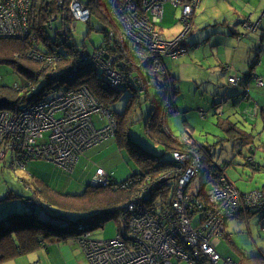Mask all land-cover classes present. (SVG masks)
<instances>
[{"label": "built area", "instance_id": "obj_1", "mask_svg": "<svg viewBox=\"0 0 264 264\" xmlns=\"http://www.w3.org/2000/svg\"><path fill=\"white\" fill-rule=\"evenodd\" d=\"M108 1L121 26L117 34L112 33L110 37H114L124 62L114 65V61L109 63V57L106 62L102 48H96L85 60L113 89L126 88L125 80L136 73L155 77L145 85L138 81L141 91L146 87L159 89L164 85L162 76L165 75L159 63L165 59L176 60L186 53L181 42L189 33L191 18L201 0ZM35 2L0 0V38L29 36ZM67 3L60 14L69 16V27L63 24L57 29L62 41L74 31L77 22H84L89 16L84 0ZM165 4L176 10L177 20L184 27L171 39L164 38L156 28V24L162 22ZM247 26L245 23L244 27ZM35 54L31 52L29 56L39 60ZM256 82L262 86L260 79L256 78ZM229 83L235 84L236 80L229 79ZM94 114L104 122L103 127L95 128ZM49 122L58 126L60 132H55L51 126L48 128ZM114 127L112 113L100 107L86 89L51 90L45 98L22 106L17 113L0 111V159L11 155L12 170L22 169L32 159H41L70 172L78 156L112 136ZM173 158L181 166L167 173L177 185L170 207L155 212L137 203L121 217L114 239L87 241L89 234L81 237L77 243L89 264H242L222 257L216 251V243L224 237L226 223L240 213L259 215L264 233V195L258 190L240 193L222 173H218L216 184L209 185L207 190L200 186L190 191L191 182L202 172L199 157L195 153L178 152ZM247 162L255 167L253 158H248ZM110 178L109 173L100 169L90 186H105ZM207 179L211 177L206 175L205 182ZM23 203L34 208V197Z\"/></svg>", "mask_w": 264, "mask_h": 264}, {"label": "trees", "instance_id": "obj_2", "mask_svg": "<svg viewBox=\"0 0 264 264\" xmlns=\"http://www.w3.org/2000/svg\"><path fill=\"white\" fill-rule=\"evenodd\" d=\"M68 1L63 0L59 6L61 0H36L29 21V36L0 38V65L10 66L27 82L20 89L0 87V111L17 113L22 106L45 98L51 90L65 92L86 89L100 107L112 113L115 119L112 137L116 139L120 148L125 150L129 160L134 163L135 169L122 182L114 181L111 176L107 185H88L80 194H61L44 186L32 195L35 200L34 208L23 207V210L19 208L10 210L7 214L2 213L4 216L2 218L0 216V264L50 244L66 243L68 239L78 241L86 234L91 237L93 230L102 229L108 221L114 220L120 224L121 217L137 203L151 207L155 212L168 209L177 185L174 178L168 177L167 173L181 166L174 160V153H195L199 157L203 173L207 172L206 175L211 177L201 185L204 188L207 185L216 184L215 177L217 178L218 173L225 175V169L231 165V163H224L225 169H220L213 163L215 154L211 145L197 142L190 136V131H184L185 134L182 137H173L167 123L176 113L174 95L167 82L164 87L159 86V89L146 87L141 91V86L137 82L141 81L145 85L150 77L136 73L133 74V78L127 79L126 88L113 89L103 79L101 73L85 60V53L89 51L85 52L83 44L76 42L73 38L74 31L70 33L71 35L68 33L69 37L62 41L57 29L63 24H68L69 27V16L60 14L61 10L66 8ZM84 2L92 11L93 25L87 23V35L90 32L104 34L102 42L97 47L90 46L89 50L102 48L110 58L109 63L124 62L114 37H110L112 33L117 34L121 26L117 24L118 18L110 10L109 1L87 0ZM191 21L189 33L181 42L186 51L184 55L189 48L185 41L192 32ZM256 30L260 28L253 30L252 33ZM247 31L251 32V30ZM191 47L194 48L195 45ZM261 50L264 51V49ZM31 52L36 53L35 55L40 59L34 61L29 56ZM258 61L259 56H256L249 64L250 69L255 67ZM159 64L165 71L164 61ZM254 76L253 73L250 74L251 78ZM235 80L236 83L231 85L237 87L240 80ZM248 80L245 83H248ZM248 87L249 85L247 89ZM126 91L130 93L127 92L128 95L123 98ZM248 92L246 90L245 93ZM239 97L240 95L229 100L236 102ZM145 101H149L147 110ZM164 111H166L165 116ZM200 112L204 113V111ZM202 113L201 117H204L205 113L203 115ZM137 124L142 126L143 137H147L161 148L160 153L146 148L131 136L132 128ZM103 125L104 122L102 127ZM95 128L101 127L98 128L95 125ZM224 129L227 134H230L225 142H230L231 152L240 144L241 149L238 154L241 155L242 148L246 147L244 166L253 171H259V167L255 164V167H252L251 163L247 162L248 158L254 159L255 154L251 135L240 130L235 124H226ZM165 155L170 157L163 159ZM27 163L21 170L25 169ZM12 171L15 172V170ZM26 187L30 189L31 183L26 184ZM30 190L34 191L33 188ZM189 190L193 191L192 186ZM258 191L264 195V186ZM12 198H20L21 202L31 199V197H19L11 193L5 196L4 201ZM91 240V238L87 239V241ZM247 261L252 262L250 264H264V254L261 253Z\"/></svg>", "mask_w": 264, "mask_h": 264}, {"label": "rangeland", "instance_id": "obj_3", "mask_svg": "<svg viewBox=\"0 0 264 264\" xmlns=\"http://www.w3.org/2000/svg\"><path fill=\"white\" fill-rule=\"evenodd\" d=\"M243 2L245 1L201 0L192 16V32L185 41V44L189 47L187 54L178 58L176 61L165 59L164 62L166 63L167 69L177 78V87L180 89L181 94L177 100L180 112H183L185 116H188L186 119L188 122L190 119L195 121L193 129H190V136L201 144L211 145L215 154L212 159L213 163L220 167V169H225V164L231 163L230 167L226 169V176L232 184H235H233L234 187H238L239 190L251 189L252 191H255V189H261L264 186V124L261 121V118L258 119L257 116L256 121H254V110L256 112L258 111V113L261 110H264V85L259 86L254 79L250 84V92L245 93V100H243L240 96L237 103L233 104L230 100V104L227 105V109L232 108L233 112L238 113L230 115L229 119L239 120L240 124L235 125L240 130L242 129L253 136L251 144L256 150L254 160L260 166L259 172H253L249 167L244 166V155L247 154V150L245 149L246 147L242 148L243 150L241 155L238 154L239 149H241L240 144H238L231 152L230 142H225V139H229L230 137V134H227L224 129L226 126L225 120L223 118H219V116L213 111H208L210 109L209 107L213 104V100H216L218 103L221 101L223 93L230 91L231 89H235L236 86H232L228 83V79L230 77L234 79L238 78L239 80V75L240 77H243L247 74V71L250 69L249 64L256 56H259V61H261L264 56V51L261 50L264 49V41H258L255 45H252L251 42L250 47L246 44L243 45V47H240V49L238 48L240 53H238L236 61L232 60V64L222 62L223 50L228 51V49L232 47L230 43H232L234 48H236V40L234 36H231V31H229V28L225 27V25H229L230 28L233 29L235 24H239V22L245 18V15L241 13L242 7L246 4ZM88 10V18L84 22L76 23V29H74L73 37L76 39L77 43L83 44L85 52L87 50L89 51L88 53H85L86 57L92 55L93 52L96 51L94 48H91L92 51H90V46L97 47L102 42L104 37L103 33L96 32H90L87 35V23H90V25L92 24V11L90 9ZM156 28L160 30L166 39L176 37L183 31L182 23H180L176 18V10L172 8L170 4L164 5L162 22L156 24ZM242 28V25L239 24L236 31L242 33L240 31ZM247 28L253 31L257 29L258 26L249 24ZM263 32L264 20L263 30L260 32L259 30H256L255 35L259 34L260 37L264 38ZM219 34H221V36ZM84 38L86 39L84 40ZM194 42L199 45L197 48L191 47V44ZM247 47L252 49V51L245 53L242 58L241 54ZM247 55L250 59L248 63L246 62ZM105 60L107 62L108 56ZM115 64L116 62H114V65ZM110 69H112V65ZM260 71L263 74H260L259 77L264 83V61L262 62ZM229 73L232 74L228 75ZM165 77V75L162 76L164 84L165 82H168V79ZM151 81H153V79ZM26 83L27 82L23 80L10 66L0 65V87L5 86L8 88L14 87V89H20V87H24ZM127 92L130 93V91H126L122 96L123 98L128 95ZM144 104H146L147 110L149 101H145ZM238 104H241L239 110L237 109ZM184 106H187V108L193 111L186 113L185 111L187 108L185 109ZM217 107L220 106H213L214 109ZM249 108L252 109L249 110ZM199 110H207V118L200 117ZM240 111L241 114H239ZM165 114L166 111L163 112L164 116ZM96 117L98 119L100 118L99 115L94 114L93 118L95 119L93 122L95 125L97 120ZM258 122L259 129H252L253 126L256 127V125H258ZM50 123L51 122L48 123V128L51 126L52 128H55V132H60V128L58 126H54L52 124L50 125ZM167 124L173 137H182V135L185 134L181 127L184 125L182 119L175 120V118H171ZM97 126L100 127L101 124L98 123ZM242 126H244L245 129H243ZM139 129L142 131V126L138 124L134 126L131 131V136L138 140V142L146 148L160 153L161 148L155 145L154 142L150 141L147 137H143V135L139 132ZM219 141L222 142L219 143ZM169 157L170 155H165L163 159H168ZM10 161V155L0 161L1 218L4 216L2 213L5 212L6 206H9V208L17 206L23 210L21 205L22 199L12 198L4 201L7 194L13 193L16 196L24 198L29 196V193L26 191V184L31 183V179L27 176L28 169L25 168L22 171L21 169H16L15 172H13L9 167ZM31 162L37 164L36 162L45 161L30 160L28 163ZM206 173H203L202 171L199 176L191 182V186L194 190H198L200 186L205 183ZM240 176L242 178H240ZM239 179L241 181H238ZM56 184L61 185L62 182L60 180H56ZM208 188L209 185H207L204 190H207ZM29 197H31V195ZM7 213L8 211H6V214ZM238 215L241 217L238 216L237 219L229 223L224 234L225 237L226 234H229V237L226 239L221 238V244L219 243L217 246V252L223 257H230L234 260L254 258L257 256V253L264 252V233L261 232L262 219L259 215H253L251 213H240ZM119 228V222L114 220L108 221L104 224L102 229L99 228L93 230L90 238L95 241H108L114 239ZM240 253L242 255H240Z\"/></svg>", "mask_w": 264, "mask_h": 264}, {"label": "crops", "instance_id": "obj_4", "mask_svg": "<svg viewBox=\"0 0 264 264\" xmlns=\"http://www.w3.org/2000/svg\"><path fill=\"white\" fill-rule=\"evenodd\" d=\"M244 1L245 2H243V3H246V4H244V6L242 7L241 13L243 15H245V18H243V20L239 22V24H241L243 27L242 30H240L242 33L236 31L237 26L239 24H235L233 26V29H235V30L231 29L229 25H227V26L225 25V27L229 28V31H231V34H232L231 36H234V38L236 40L235 45H236L237 49L234 48V45L232 43H230V45L232 47L230 49H228V51L223 50L222 62H224V63H231L232 64V60L236 61V59H237L236 57H237L238 53H240L238 48L240 49V47H243V45L248 44V46L250 47L251 42H252V45L253 44L255 45L258 41H260V42L264 41V38L260 37L259 34L255 35L256 32H253V33H252V31L249 32V31H247V30H249V28L246 29L244 27L245 23H252L255 26L257 25L258 28H260L259 32L261 31V29L263 28V20H264V0H259V1L244 0ZM219 35L221 36V34H219ZM193 44L195 45L194 48H197L199 46L195 42L192 43L191 45H193ZM217 45H219V44H217ZM249 47H247V48H245V50H243V52L241 54L242 58L244 57L245 53L252 51V49H250ZM249 60L250 59L247 55L246 62L248 63ZM263 61H264V56L262 57L261 61H258V63L255 65V67H253L252 69H249V71H247V74H245L243 77H240V75H239V78H240L239 79L240 80L239 85L237 87H235V89H231L230 91L223 93L221 96L220 102L217 103L216 100H213V104H212V106L209 107L210 109L208 111L211 110L216 115H218L219 118H223L224 120H226L225 121L226 124L239 125L240 124L239 120L229 119L230 115H232L234 113L238 114L237 112H233L232 108L227 109V105L230 104L229 99L232 97H236V96L240 95L241 98L243 100H245V92H246V90L248 91L247 86L249 85V92H250L251 81H253L256 77L260 78L259 77L260 74H263L260 71V67H261ZM164 66H165V76L168 79V82H167L168 87L170 88V91H172L173 95H174V96L173 95L172 96L174 97V108H175L176 114L172 118H175V120L182 119L184 122V125L181 126L183 129V132L184 131H186V132L190 131V133H191L190 129H193L195 121L194 120L192 121L190 119L188 122V120H186L188 116H185L183 112H180V109L178 108L177 100L181 94H180V89L177 87V78L174 74H172V72H170L167 69L165 62H164ZM228 70H230V69H228ZM252 73L255 76L251 78L250 74H252ZM231 74L232 73H229L228 75H231ZM147 76L150 78H148L146 80V82H148L152 79H155V77L151 76L150 74ZM132 77H134V76L132 75ZM249 78H251V80H248ZM246 80H248L249 82L245 83ZM164 85H162L161 87H164ZM263 85H264V83H263ZM232 88H234V87H232ZM238 101H239V99H238ZM238 101L237 100H236V102L232 101V103L234 104V103H237ZM216 105H219L220 107H217L214 109L213 106H216ZM240 107H241V104H238L237 109L239 110ZM184 108L186 109L187 106H184ZM251 109L249 108V110H251ZM191 111H193V110L187 108L185 112L187 113V112H191ZM200 111H205L204 117L207 118V116H208L207 110H199V114H200L199 116L201 117L202 112H200ZM204 113H202V115ZM239 114H241V111ZM256 116L258 117V119L261 118V121L264 124V110H261L259 113H258V111L256 112L254 110V117H255L254 121H256V119H257ZM96 119H97L96 120V126L98 123H100L101 124L100 127H102L103 122H101L100 119H98L97 117H96ZM258 126H259V122H258V125H256V127L253 126L252 129H255V130L259 129ZM242 127H243V129H245L244 126H242ZM168 129H169V127H168ZM139 130H140L139 132L141 133V135H143L144 132L142 133L141 129H139ZM250 135H251L252 141H253V136H252V134H250ZM247 141H249V139ZM254 156H255V154H254ZM36 163L37 164L32 163V162L28 163L27 166L25 167L28 169V173H27L28 175L27 176L31 179V188L30 189H32V188L34 189V191H31L29 188H27V190H26L27 193H29V196L31 195V198L33 197L32 192L35 193L36 190H39L40 188H42L44 186H48L52 190L59 192L61 194H80L86 189V187L88 185H90V181L96 176V171H98L100 169H102L106 173H109L112 176L113 180L116 182H122V181L126 180L127 177L131 174L132 170L135 169L134 163L129 160L125 150L120 148V146L117 144L116 139L113 138L112 136L105 139L98 146H95L92 149H89V150L85 151L84 153H82L81 155H79V157L77 158V161L73 167L72 172H66V171H64L58 167H55L54 165L47 163V162H36ZM255 165L257 167H259V169H260V166L256 162H255ZM229 167H227V168H229ZM226 169H225V175H226ZM253 172H259V171L254 170ZM240 178H242V177L240 176ZM56 180H60L62 182V184L57 185ZM236 180H237V178H236ZM238 181H241V180L239 179ZM235 188L241 193L249 192L251 190V189L239 190L238 187H235ZM29 196H27V197H29ZM17 209H19V207H17V206H12L10 208H9V206H6L5 213H6V211L17 210ZM239 217H241V216H239ZM237 218L238 217H236V218H234V219H232L226 223L225 231L228 228L229 223L231 221L237 219ZM227 237H229V234H226V237L224 236L222 239H226ZM220 240H218L216 243V251H217V246L219 245V243L221 244ZM261 253L264 254V252H259V253H257V255H259ZM240 255H242V254L240 253ZM232 260L235 262H238V263H242V264L251 263V262L247 261V258H243L240 260H234V259H232ZM3 264H89V263H88L85 255H84L83 249L77 243V241L72 240V239H68L67 243L47 245L46 247L40 248V249L36 250L35 252L21 256L19 258L14 259V260L4 262Z\"/></svg>", "mask_w": 264, "mask_h": 264}, {"label": "bare ground", "instance_id": "obj_5", "mask_svg": "<svg viewBox=\"0 0 264 264\" xmlns=\"http://www.w3.org/2000/svg\"><path fill=\"white\" fill-rule=\"evenodd\" d=\"M176 18L178 19L177 12H176ZM256 78H258V77H256ZM256 78H255V80H256ZM258 79H260V78H258ZM260 80H261V79H260ZM261 81H262V80H261ZM257 84H258V83H257ZM262 85H263V81H262ZM72 171H73V168H71L70 172H72ZM34 194H35V193H34V192H32V195H34ZM21 205H22V207L29 208V207L25 206L23 202H21Z\"/></svg>", "mask_w": 264, "mask_h": 264}, {"label": "water", "instance_id": "obj_6", "mask_svg": "<svg viewBox=\"0 0 264 264\" xmlns=\"http://www.w3.org/2000/svg\"><path fill=\"white\" fill-rule=\"evenodd\" d=\"M85 57H86V56H85ZM104 58L106 59V58H107V55H105Z\"/></svg>", "mask_w": 264, "mask_h": 264}, {"label": "flooded vegetation", "instance_id": "obj_7", "mask_svg": "<svg viewBox=\"0 0 264 264\" xmlns=\"http://www.w3.org/2000/svg\"><path fill=\"white\" fill-rule=\"evenodd\" d=\"M127 80H125V82H126Z\"/></svg>", "mask_w": 264, "mask_h": 264}]
</instances>
